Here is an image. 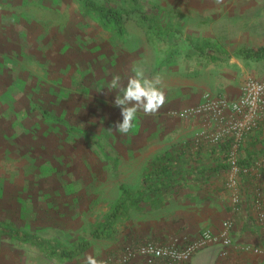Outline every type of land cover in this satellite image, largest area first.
<instances>
[{
  "label": "rangeland",
  "instance_id": "rangeland-1",
  "mask_svg": "<svg viewBox=\"0 0 264 264\" xmlns=\"http://www.w3.org/2000/svg\"><path fill=\"white\" fill-rule=\"evenodd\" d=\"M96 1L126 14L124 38L82 13L79 0H0V221L67 246L73 239L90 234L94 224L118 200L121 185L139 188L147 163L177 140V120L188 124L171 114L181 108L171 106L172 91L164 88L163 107L154 115L138 111L129 133H119L115 126L123 117L114 100L121 93L110 89L113 75L120 74L121 84L126 85L133 69L149 78H164V72H185L188 67L200 66L225 73L235 87L219 92L232 97L241 92L248 78L264 79V59L246 58L242 53L264 46V0H217V6L225 8L227 14L209 16L212 22L199 26V40L194 41L216 45L209 53L204 52L206 55L201 51L204 46L198 47L201 56H188L186 51L191 46L162 45L163 55L170 50L174 53L166 64L157 60L155 46L160 42L154 41L155 35L141 12L150 14L160 9L162 25H173L177 30L183 26L173 34L191 36L194 32L189 30L186 15H172L163 8L164 2L181 6L180 0ZM35 106L48 110L50 116L43 117ZM200 119L203 126L191 135L194 139L209 126L206 119ZM68 124L99 136L106 142L105 149L71 133ZM224 147L220 171L212 178L220 187L219 195L229 204L225 184L230 149ZM260 148H264V135L243 144L239 160L249 158L247 154L252 151L257 154ZM111 157L119 159L116 169ZM245 180L264 183V177ZM243 194L242 190V198ZM130 218L120 222L117 231L108 237L120 249L142 242H128L134 225ZM255 235L245 241L233 239L227 257L220 255L218 245L205 248L194 257L193 264H264V254L240 249L248 243L264 249L260 232ZM103 239L94 238L91 249L75 259L60 260L36 244L3 236L0 264H85L89 254L104 258L107 245Z\"/></svg>",
  "mask_w": 264,
  "mask_h": 264
},
{
  "label": "crops",
  "instance_id": "crops-1",
  "mask_svg": "<svg viewBox=\"0 0 264 264\" xmlns=\"http://www.w3.org/2000/svg\"><path fill=\"white\" fill-rule=\"evenodd\" d=\"M216 2L217 0H180L181 6L176 2H164V11L170 12L172 15H186V19L190 24L189 30L190 32H194L191 36H184L181 33L177 36L174 35L183 29L182 25H184L186 21L182 23L180 30H177V27L173 25L168 26L166 24H161L158 15L163 12L160 11V9L151 12L150 15L155 17L156 25L163 28L162 33L156 32V28H150L156 38L154 41L160 42L158 46H155V53L158 55L157 60L160 59L163 61V64H166L169 62V57L174 56V53L171 54L172 50L165 52V55H163L161 51L162 45L167 48L168 46L171 48L178 47L179 44L182 47L191 46L190 49L186 51L188 56H201V51H203V53L206 51L209 53L210 47L216 45V43H208L206 41L204 45H199L194 41L199 40L198 31L206 23L212 22L209 16L218 17L219 15L225 16L227 14L226 9L217 6L218 3ZM200 25L201 28L199 27ZM155 42L150 41L152 45L155 44ZM202 46H204V49L200 51L198 47ZM207 53L204 54L206 55ZM161 54L163 55L162 58ZM215 56L220 57L219 54H215ZM165 73L166 72H164V75H161L164 76V78L161 77L163 79V87L172 91V101L170 104L177 108L198 104L202 101L203 94L206 91L219 92L220 90L226 91V89L232 90V88L235 87L232 81L226 79L225 73L213 72L212 70L207 71V68L200 66L194 68L188 67L185 72L174 69V72L170 74ZM178 90L180 91L178 92ZM177 121L180 134L177 135V140H172L173 146L169 149H173L183 143L193 140L194 137L191 135L195 134V132L203 126L200 117L188 121V124L186 123L187 125L182 124V122L180 123L179 120ZM250 140V137H248L244 144L247 145V142ZM224 150H226L224 145L212 146V144L209 143H203L199 153L191 150V152L197 156L194 157L195 159L193 160L188 156L190 161L188 167L185 169L186 182L181 181L180 187L165 197L163 206L155 208L150 204L142 202L139 204L138 209L132 211L133 213L130 219L133 220L134 225L132 226V233L128 234V242L142 240V242L154 241L166 243V241L173 242L176 240L182 241L183 239L194 238L205 227L218 231L221 228L223 219L228 215L230 200L229 204L227 203L228 201L225 202L224 198L219 195L220 187L214 182L212 172L206 173L205 171L209 169H214L216 172L220 171L219 169L221 167L219 164L223 163L222 152ZM248 155H251L250 157L254 156L255 151H252L251 154H247V157ZM215 157H217L216 160ZM211 159L214 160V162H211ZM146 166L142 171L139 185L142 184ZM243 191V201L246 202L248 201L246 194V192L248 193V188L244 186ZM218 213L221 214V216H219ZM258 232L259 230L257 226H255L248 208L244 206L232 232L233 239L235 240L237 238L239 241L250 240L255 238V233L258 235ZM82 240H87L89 244L86 249L78 253L75 257H79L91 249L94 237L90 232L86 238H75L72 240V243L78 244ZM103 240H105L107 245L103 251L104 257L118 253L120 250V248H118L119 244L114 245L108 237ZM201 251L204 252V250ZM201 251L196 255H199ZM196 255L194 257H196ZM194 257L190 264H193ZM132 264L145 263L142 260H137Z\"/></svg>",
  "mask_w": 264,
  "mask_h": 264
},
{
  "label": "built area",
  "instance_id": "built-area-1",
  "mask_svg": "<svg viewBox=\"0 0 264 264\" xmlns=\"http://www.w3.org/2000/svg\"><path fill=\"white\" fill-rule=\"evenodd\" d=\"M171 114L185 121L197 117L207 120L209 126L198 133L196 145L209 143L229 147L228 177L225 184L230 194L228 215L218 231L205 227L196 237L183 241H144L124 246L118 253L101 259L105 264H132L137 260H142L145 264H190L199 251L215 245L220 246V255L227 257L234 244L232 232L244 206L248 208L264 239V183L252 184L248 181L245 186L249 189L250 197L244 202L240 182L244 178L261 180L264 177V156L245 165L238 158V152L247 137L264 122V79L248 78L236 97L226 92L206 91L198 104L172 110ZM240 249L255 255L264 254V249L254 244H244Z\"/></svg>",
  "mask_w": 264,
  "mask_h": 264
},
{
  "label": "trees",
  "instance_id": "trees-1",
  "mask_svg": "<svg viewBox=\"0 0 264 264\" xmlns=\"http://www.w3.org/2000/svg\"><path fill=\"white\" fill-rule=\"evenodd\" d=\"M79 1L81 2L80 9L82 13L91 16L102 27L110 29L121 39L126 36L125 23L127 16L121 10L109 6L105 2H99L96 0ZM141 16L149 28H156V32L158 33L163 32V28L156 25V20L153 15L142 11ZM242 53L246 58L264 59V46L259 47L257 50L245 49ZM35 107L43 117L47 118L48 115L50 116L48 110L43 109L41 106ZM66 127L71 133L96 144V146L102 148L103 150L105 149L104 147L106 146V142L98 138L99 136L92 135L83 129L73 128L69 124L66 125ZM260 135H264V122L260 123L258 128L255 129L248 137L252 140L258 138V136L260 137ZM201 147L202 144L199 146L196 145L195 139H193L173 149H169L155 157L147 164L146 170L143 174L142 184L137 190H132L125 185L120 186L121 193L118 200L113 207L105 213L104 217L94 224L91 229V235H93L94 238L111 237L117 231L118 224L126 219H129L131 217V212L134 209H138L139 204L142 202L150 204L155 208L163 206L165 197L170 193H173L175 189H178L181 181L186 182L185 169L188 167L190 159L193 160L195 159L194 157L197 156L196 154H193L191 150L196 148V152L199 153ZM262 156H264V148H260L259 152H257L254 156L241 160V164L245 165L253 163ZM111 160L113 162V167L116 169L118 167L119 159L111 157ZM205 172H212L213 175L216 170L209 169ZM247 182L248 181L244 178L243 187ZM249 197L250 196L248 195L247 199H249ZM3 236L11 240H23L36 244L42 247L51 257H55L60 260L74 259V257L86 249L89 244L87 240H82L78 244L71 243V246H67L57 240L32 236L29 233L22 231L14 224L0 221V238Z\"/></svg>",
  "mask_w": 264,
  "mask_h": 264
},
{
  "label": "clouds",
  "instance_id": "clouds-1",
  "mask_svg": "<svg viewBox=\"0 0 264 264\" xmlns=\"http://www.w3.org/2000/svg\"><path fill=\"white\" fill-rule=\"evenodd\" d=\"M134 74L127 78L126 85L121 84L120 74L112 76L110 89L119 90L114 104L121 109L122 122H118L115 130L127 134L134 127L138 111L145 115H154L166 103V93L162 78L157 75L149 78L141 70L133 69ZM85 264H105L94 255H87Z\"/></svg>",
  "mask_w": 264,
  "mask_h": 264
}]
</instances>
